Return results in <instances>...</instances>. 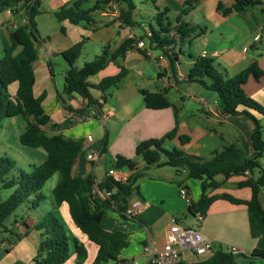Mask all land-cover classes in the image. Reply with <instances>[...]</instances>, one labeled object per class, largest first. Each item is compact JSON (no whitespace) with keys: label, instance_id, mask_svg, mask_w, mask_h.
<instances>
[{"label":"crops","instance_id":"1","mask_svg":"<svg viewBox=\"0 0 264 264\" xmlns=\"http://www.w3.org/2000/svg\"><path fill=\"white\" fill-rule=\"evenodd\" d=\"M73 1L75 0H43L42 2L41 12L36 18L41 46L37 43L38 58L33 65L36 79L33 92L35 97L46 95L45 112L51 117V123L56 124L53 129L50 126L46 128L49 135L63 141L83 143L72 170L74 176L84 177L92 174L95 178V186H99L107 174L115 169L117 156L132 159L137 169L143 172L144 176L136 183L137 191L129 201L131 204L133 200L139 199L142 202L141 212L133 218H128L111 207L104 212L102 226L106 231L123 232L128 235V242L121 251L120 260L126 262L136 260L138 264H148L145 249L159 251L164 247L173 220L188 227L197 226L203 234L214 240L215 248L227 249L229 246H235L245 254H250L255 249L264 250V222L255 217L247 206L237 205L221 198L216 199L209 205L207 214L199 225L188 213L189 203L181 197L180 189L186 188L190 201L197 202L202 194L200 182L187 178L185 170L177 172L170 166H147L144 160L135 154L137 145L142 141L161 139L175 128L174 108H177V134L173 139L165 141V147L182 149L187 155L206 161L215 151H219L214 148L215 136H219L223 146L239 143L244 150V158H250L254 153L252 146L254 125L251 119L244 115H225L219 106L218 95L213 91L209 95L200 90L184 92V84L188 83L184 81L176 86L167 84L160 75L161 71L156 61L145 57L136 46L127 51L124 59L109 62L89 78L91 84H98L106 77L117 75L121 67L128 71L119 87L109 92L102 108V115L97 116L96 111L87 106L86 99L78 95H67L63 92L64 87L62 90L58 88L53 72L55 66L53 58L63 60L66 74L68 65L62 53L75 44L84 41L83 49L90 45L93 49L103 52L108 47L110 53H114L126 39L142 37L133 30L136 26L145 34L144 28H150L151 24L139 22L135 18L137 9L133 14L135 26H126L120 18L104 16L103 8L93 13L91 25L85 23L74 25L67 20L58 22L55 12ZM152 1L154 6L161 10L167 8L169 21L175 22L180 17L187 0ZM256 1L260 4L251 6L246 11L227 15L217 10L218 4L230 8L234 0H199L194 4V8L182 20L199 30L203 29L204 33L191 40H185L177 46L181 66L184 63L188 67L187 73L182 70L186 77L196 58L200 56L212 58L215 66L228 78L241 73L254 62L264 72V0ZM94 2L95 0H89L87 7H91ZM125 8L126 4L120 3V12ZM55 21L58 23H54ZM27 24V15L21 6L16 12L7 10L0 12V34L4 37H7L8 32L17 26ZM48 24L55 27L53 34L42 31L41 27L45 28ZM61 28L64 33L61 32ZM186 47L189 48L188 54L185 52ZM78 61L76 66L82 68L78 66ZM155 88L162 89L161 91L167 89L168 98L170 89L176 88L181 91L179 102L174 103L169 98L174 108L148 109L140 90L158 92ZM243 90L247 96L264 106V76L260 80L250 77ZM15 91L16 87L12 94ZM91 94L95 99L102 101L103 94L100 91L91 89ZM68 107L71 109L69 110ZM252 113L261 118L262 124L264 118L257 112L252 111ZM58 115L65 119L63 124L59 123ZM104 115L108 117L106 122L101 119ZM16 118H6V120L17 123ZM0 130L1 139L6 131L4 123L0 124ZM182 135L190 137V142L186 145H181L178 138ZM89 136L91 140H88ZM106 138L108 144L103 152ZM190 149L194 152H190ZM90 152L99 155L97 161L88 160L87 156ZM204 152L209 156H203ZM247 176L235 175L226 182H223L222 176H217L216 179L223 182V185L212 195L227 193L239 200H250L251 189L238 187V183L244 181ZM178 182L183 184L180 186ZM230 184L232 188H226ZM30 202L33 204V199ZM261 202L264 206V189ZM39 206L28 207L26 219L16 216L11 227H5L0 231V264H32L38 252L40 234L37 231L39 235L32 240V246L27 243L26 236L29 229L34 228L38 220L46 215L37 211ZM55 211L61 217L64 231L66 230L65 233L69 237V259L65 264H78L75 240L84 244L88 252L87 259L82 264H93L98 247L74 224L67 203H63ZM16 229L18 232H14ZM8 234L11 235L10 239L7 237ZM182 256V261L187 263L204 261L203 257L197 258L189 251L183 252Z\"/></svg>","mask_w":264,"mask_h":264},{"label":"trees","instance_id":"2","mask_svg":"<svg viewBox=\"0 0 264 264\" xmlns=\"http://www.w3.org/2000/svg\"><path fill=\"white\" fill-rule=\"evenodd\" d=\"M109 0H95L91 7H87L89 0H75L62 6L55 12L58 22L69 21L78 25L93 23L92 15L97 10L104 8ZM126 4L121 10L120 19L126 26H135L134 0H116ZM199 0H187L180 17L175 21H169L168 9L156 7V29L150 26L153 37L150 43L156 42L159 50L163 45L173 43L168 34L175 30L179 34V43L201 36L204 31L186 23L182 18L187 15ZM43 0H0V12L10 9L16 12L21 6L25 11L28 24L17 26L4 37L0 34V124L6 118L22 117L26 122L25 131L19 136L21 145L46 152V159L39 166H34L30 173L20 170V173L10 175L15 168L8 159H0V183L2 188H14V192L6 199L0 200V231L5 228V221L20 208L25 202L33 199L31 208H36L45 200L41 192L45 184L56 173L60 174V180L53 189V210H57L63 203L69 206V212L74 224L98 247V253L93 264H123L120 254L127 245L128 235L123 232H108L102 226L104 212L108 208H115L125 213L129 201L136 193V183L144 174L137 169L132 159L117 156L115 169H128L131 176L125 182H117L111 177H106L99 188L113 192L110 199H102L95 196L92 191L95 186V178L92 174L84 177L74 176L73 167L82 149V141H63L49 135L46 128L52 129L56 124L51 123V117L45 112L44 100L46 95L40 97L34 95L35 73L33 65L38 58L37 43L38 30L36 18L41 12ZM260 4L256 0H234L232 7H224L218 4L217 10L227 15L232 12H243L249 7ZM199 31V32H198ZM64 33V30L62 29ZM198 32V33H197ZM195 35V36H194ZM139 39H126L119 48L110 53L106 47L101 55L92 62L84 64L82 68L76 66L84 47L81 41L62 53L68 70L64 78L63 92L67 95H78L87 100V106L93 108L97 116L102 115L103 105L106 103L109 92L119 87L128 71L121 67V71L115 75L102 79L98 84H91L89 78L102 70L109 62L125 58L128 50L135 48ZM146 57L145 51L139 50ZM264 72L254 62L247 69L234 77H226L215 66L212 58L200 56L196 58L184 82L198 83L204 88L218 95L219 106L227 116L244 115L251 119L254 125L252 134V146L254 153L250 158H244V150L239 143H231L222 150L215 151L209 160L204 161L199 157L187 155L182 149L165 147V141L173 139L178 128V109L167 97V89L161 92H150L141 89L144 104L148 109L161 110L174 108L175 128L161 139H148L139 143L135 149L137 157H141L147 166H170L178 171L185 170L187 178L200 182L201 197L197 202L191 201L188 213L193 217L196 213L206 216L209 205L216 199H224L237 205H245L255 217L264 222V206L261 202V194L264 189V138L261 118L255 116L257 112L264 118V106L252 97L244 93L243 87L250 77L260 80ZM182 82H178L180 84ZM16 85L14 94L10 91ZM91 89L100 91L102 101L95 99ZM242 107L243 109H240ZM70 110L71 108L68 107ZM181 145L190 142V137L182 135L178 137ZM108 144L104 141L103 152ZM182 165V166H180ZM246 172H250L247 176ZM256 173H258L256 175ZM247 176L244 181L238 183L240 188H250L252 195L248 201L234 198L232 195L214 194L223 182L231 177ZM223 177V182L216 179ZM181 186L183 183L178 182ZM34 229L40 234L39 248L32 264H65L69 259V240L65 234L60 219L54 213H48L41 217ZM76 262L82 264L87 259V249L84 244L75 240ZM253 258L264 259V250L255 249L250 254L234 256L226 249L220 248L206 260L196 263L181 261L179 264H247ZM242 260L243 262H241Z\"/></svg>","mask_w":264,"mask_h":264},{"label":"built area","instance_id":"3","mask_svg":"<svg viewBox=\"0 0 264 264\" xmlns=\"http://www.w3.org/2000/svg\"><path fill=\"white\" fill-rule=\"evenodd\" d=\"M7 11L10 12L11 10L8 9ZM102 14L104 16L120 18V3L116 0H109L103 8ZM144 30L145 38L138 40L135 45L136 48L145 51L147 58H152L156 61L161 71L160 75L167 84L176 86L178 82L185 81L186 75L182 72L181 60L177 51L179 34L175 30L171 31L168 36L171 41L173 40V43L163 45L161 49L155 50V47L159 44L156 42L150 43V38L153 37L152 31L149 27H145ZM101 119L103 122H106L108 117L104 115ZM88 140H91L90 136ZM87 158L90 162H95L98 160L99 155L90 152ZM131 174L132 171L128 169H113L107 174V177H111L117 182H125ZM246 175H250V172H246ZM92 193L102 199H110L113 194V192H109L106 189H100L99 186H94ZM180 195L190 204L191 201L186 188L180 189ZM141 210L142 202L139 199H135L128 205L124 215L128 218H133ZM194 218L200 225L204 216L201 213H196ZM226 250L234 256L245 254L244 251L235 246H229ZM185 251L191 252L197 258L211 256L215 251V242L200 230H195L177 220H173L169 227L164 247L159 251L146 248L145 254L148 256V264H179ZM123 264H138V262L133 260Z\"/></svg>","mask_w":264,"mask_h":264},{"label":"rangeland","instance_id":"4","mask_svg":"<svg viewBox=\"0 0 264 264\" xmlns=\"http://www.w3.org/2000/svg\"><path fill=\"white\" fill-rule=\"evenodd\" d=\"M134 5L137 9V15L135 18L139 22L143 21L146 24H151L156 29H158V26L156 25V22H155L156 7L154 6L153 1L152 0H134ZM54 23L57 24L58 22L55 21ZM41 29L43 32L47 31V32H49V34H53L52 32H53V29L55 30V27H52L51 24H48L45 28L41 27ZM61 30H62V28H61ZM133 30L139 36L145 35L143 30L137 26ZM59 42L60 41H57V43H59ZM38 45L41 46V40H39V39H38ZM185 49H186L185 50L186 54H188L189 48L186 47ZM101 53H102L101 51L95 50V49H93L92 46L87 45L81 53V56H80L79 61H78V66L83 67L84 64L94 61L96 59V56L100 55ZM53 62L55 63L54 71H53L54 76L56 78L58 88H60V90H62V88L64 87V78H65L63 60L61 58H60V60L53 58ZM181 68L184 72H186V73L188 72V67L184 63H182ZM15 87H16L15 85L12 86L10 88V91L13 92L15 90ZM184 88H185L184 92H188L191 90L192 91H195V90L199 91L200 90L202 92L204 91V93H207L208 95H209V93H212L210 90L205 91V89L202 86H200V84H197V83H185ZM155 90H157L159 92L162 89L160 90L158 88H155ZM180 95H181V91L177 90L176 88L170 89L169 98L174 103L179 102ZM16 119H17V123L8 122L6 119H4L2 121V123H4V125H6V131H5V134L2 136V138L0 139V145H1L0 152H2L0 155V159L1 158L8 159L13 165H15V168L13 169L12 173L10 174L11 176L12 175L17 176L20 173V170H23L26 173H30L34 166H39L46 159V152L44 149H42V148L33 149V148H29V147H26V146H23L20 144L19 136L25 131L26 122L22 117H17ZM58 120H59V123H61V124H63L65 121V119L60 115H58ZM262 127H263V138H264V120L262 121ZM5 139L7 141H5ZM223 147L224 146H223V143H221V141H220V137L215 136L214 148L216 150H222ZM168 148L172 149L173 147L169 146ZM190 152H194L193 149H190ZM203 156L207 157V156H209V154L204 152ZM138 159L140 160V158H138ZM107 162H109V160H107ZM257 174L258 173H256V175ZM59 180H60V174L56 173L45 184V186L43 187V189L41 191L45 196V200L40 202V206L37 209V211L42 213V214H48V213L52 212L61 221V217L59 216V214L56 213L55 210H52V203H53L52 192H53V189ZM226 188L231 189L232 185L230 184V185L226 186ZM14 190H15L14 188L4 189V188H2V184L0 183V200H2V201L6 200L14 192ZM28 207H32V204H31V202L29 203V201L25 202L20 208H18L12 214V216H10L5 221V223H4L5 227H8V228L11 227V223L13 222V220L16 216L18 218L26 219L27 214L29 212ZM193 229L200 230L197 226H194ZM14 232H18V230L16 229ZM38 235H39L38 232L34 228L29 229V233L26 236L27 243L30 246H32V243H33L32 240L35 237L38 238ZM7 237L10 239L11 235L8 234ZM68 240H69V237H68ZM71 242L74 245L73 239L71 240ZM208 258H209V256L203 257L204 260H206ZM240 261L243 262L242 260H240ZM247 264H264V259L253 258L250 261H247Z\"/></svg>","mask_w":264,"mask_h":264},{"label":"water","instance_id":"5","mask_svg":"<svg viewBox=\"0 0 264 264\" xmlns=\"http://www.w3.org/2000/svg\"><path fill=\"white\" fill-rule=\"evenodd\" d=\"M180 166H182V165H180ZM215 250H216V251H218V250H219V248H217V247H216V248H215Z\"/></svg>","mask_w":264,"mask_h":264}]
</instances>
